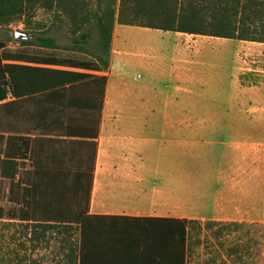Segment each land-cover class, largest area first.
<instances>
[{"label":"crops","instance_id":"crops-1","mask_svg":"<svg viewBox=\"0 0 264 264\" xmlns=\"http://www.w3.org/2000/svg\"><path fill=\"white\" fill-rule=\"evenodd\" d=\"M44 67L106 77L103 115L122 117L101 122L91 215L264 225V43L115 21L106 71Z\"/></svg>","mask_w":264,"mask_h":264},{"label":"trees","instance_id":"trees-1","mask_svg":"<svg viewBox=\"0 0 264 264\" xmlns=\"http://www.w3.org/2000/svg\"><path fill=\"white\" fill-rule=\"evenodd\" d=\"M40 1L0 0V24L27 14ZM104 3L110 8L93 15L102 37L96 61L12 52L0 42V179L9 183L8 201L15 206L5 218L25 224L32 243L51 229L76 231L68 264H187L192 231L217 228L221 235L222 229L245 223L91 215L107 79L44 66L106 71L115 21L264 43V1L98 0V9ZM44 5L71 16L72 35L79 37L74 46L88 43L87 34L79 35L91 19L78 14L85 10L81 0H44ZM34 43L57 48L50 37Z\"/></svg>","mask_w":264,"mask_h":264},{"label":"rangeland","instance_id":"rangeland-1","mask_svg":"<svg viewBox=\"0 0 264 264\" xmlns=\"http://www.w3.org/2000/svg\"><path fill=\"white\" fill-rule=\"evenodd\" d=\"M85 5L83 12L91 19L79 33L88 35V43L79 49L73 45L72 35L75 29L71 16L58 11L55 7L48 9L41 0L33 10L23 16H18L9 23L0 24V42L6 44V49L12 52H22L29 55H47L58 58H72L80 60H96L101 54L100 43L102 37L94 14H100L109 5L104 3L98 9V0H81ZM108 1V0H107ZM16 31H23L30 35V39L20 43L15 39ZM38 37H50L56 40V49H47L34 43ZM80 47V46H79ZM141 78V72H133ZM136 81L151 82L152 79H134ZM182 102L171 101V106H182ZM226 106V105H225ZM112 110L106 109L101 122L118 123L120 115H114ZM163 117L142 116L140 122H163ZM232 122L231 116L225 117H171V122ZM25 166H23V172ZM9 183L0 179V264H68L66 254L69 243L76 245L78 241L76 231H63L57 228L46 233H40V241L32 243L30 232L25 224L10 221L5 215L15 206L8 201ZM205 223V222H202ZM204 225V224H203ZM219 230V229H218ZM203 229L194 230L190 234L187 264H264V225L245 224L238 228L222 229V234Z\"/></svg>","mask_w":264,"mask_h":264},{"label":"water","instance_id":"water-1","mask_svg":"<svg viewBox=\"0 0 264 264\" xmlns=\"http://www.w3.org/2000/svg\"><path fill=\"white\" fill-rule=\"evenodd\" d=\"M15 39L18 41H27L30 39V35L23 31H16Z\"/></svg>","mask_w":264,"mask_h":264}]
</instances>
